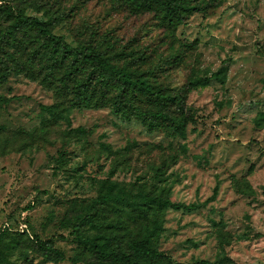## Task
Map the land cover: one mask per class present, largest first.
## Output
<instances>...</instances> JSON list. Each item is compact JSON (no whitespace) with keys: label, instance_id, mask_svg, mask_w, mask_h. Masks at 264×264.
I'll return each instance as SVG.
<instances>
[{"label":"rangeland","instance_id":"rangeland-1","mask_svg":"<svg viewBox=\"0 0 264 264\" xmlns=\"http://www.w3.org/2000/svg\"><path fill=\"white\" fill-rule=\"evenodd\" d=\"M13 1L40 20L59 17L53 33L71 46L90 41L161 94L205 81L187 91L194 119L183 135L129 106L116 110L115 97L177 114L143 90L119 92L105 74L104 93L77 105L73 88L19 67L38 69L20 43L32 31L15 37L0 15V54L18 65L0 82V264H116L95 245L128 251L148 230L163 264H264V0H219L181 24L138 0ZM45 239L63 259L37 248Z\"/></svg>","mask_w":264,"mask_h":264},{"label":"trees","instance_id":"trees-1","mask_svg":"<svg viewBox=\"0 0 264 264\" xmlns=\"http://www.w3.org/2000/svg\"><path fill=\"white\" fill-rule=\"evenodd\" d=\"M142 6L155 4L162 9V14L173 20L177 24L184 23L193 12H205L209 8L218 5L219 0H138ZM5 15L10 23L6 26L5 31L11 35L17 36V32L24 33V36H30L32 39L20 41L23 48L28 50V59L38 62V69L30 65L19 63L22 70L30 72L36 77L40 72L44 74L40 77L43 85L51 86L54 82L55 87L61 91L73 88L72 102L79 105L82 99L89 98L99 87L101 94L107 87L103 75H108L114 81L119 82V92L124 88H137L149 94L156 95L167 102L173 104L176 116H171L163 110L154 112L139 109L127 101L115 97L114 108L119 110L123 106H129L134 109L138 117L160 118L173 124L174 129L180 135L184 134L186 125L194 119V111L186 104V94L188 89L198 83L204 82L205 79L196 80L187 79L174 93L161 94L160 91L152 89L151 84L144 78L134 77L133 72L127 70L125 66L109 60L101 50L86 39H80L75 46H71L64 40L63 35H57L52 32L53 25L57 22L55 16H47L45 20H40L33 15H27L22 8H18L13 0H0V15ZM47 14V13H46ZM55 17V18H54ZM4 30L0 34H6ZM1 46V45H0ZM0 50L3 48L0 47ZM69 58L70 61L65 65L63 58ZM12 60V59H11ZM18 65H14L4 53L0 54V82L5 81L9 72L16 71ZM102 84V85H101ZM101 85V86H100ZM105 196H103V200ZM158 207H178L179 204L171 202L168 199L154 197L150 199ZM26 208H31L28 205ZM153 230H148L140 238H133L129 244V250L122 248L105 250L102 246L95 245V251L99 258L116 263V264H146L151 260L163 264L168 255L159 250L151 242ZM3 232H0V244L3 239ZM37 248L44 254L54 260L63 259L61 251L56 249L50 239L37 240ZM1 248V247H0ZM4 264L10 263L8 260ZM183 264V263H179ZM192 264H217L205 259L193 261Z\"/></svg>","mask_w":264,"mask_h":264}]
</instances>
